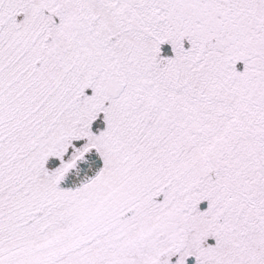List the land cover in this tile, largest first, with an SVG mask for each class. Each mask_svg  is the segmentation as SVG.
<instances>
[{"label": "snow or ice", "instance_id": "obj_1", "mask_svg": "<svg viewBox=\"0 0 264 264\" xmlns=\"http://www.w3.org/2000/svg\"><path fill=\"white\" fill-rule=\"evenodd\" d=\"M0 264H264V0H0Z\"/></svg>", "mask_w": 264, "mask_h": 264}]
</instances>
